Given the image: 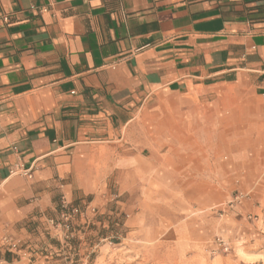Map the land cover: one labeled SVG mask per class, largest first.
Returning <instances> with one entry per match:
<instances>
[{
  "label": "crops",
  "instance_id": "0c3cea01",
  "mask_svg": "<svg viewBox=\"0 0 264 264\" xmlns=\"http://www.w3.org/2000/svg\"><path fill=\"white\" fill-rule=\"evenodd\" d=\"M240 89L264 98V0H0V264L72 250L49 223L61 197L109 212L95 172L147 170L152 100Z\"/></svg>",
  "mask_w": 264,
  "mask_h": 264
},
{
  "label": "rangeland",
  "instance_id": "374dc122",
  "mask_svg": "<svg viewBox=\"0 0 264 264\" xmlns=\"http://www.w3.org/2000/svg\"><path fill=\"white\" fill-rule=\"evenodd\" d=\"M147 109V170L97 168L93 180L115 186L110 210L91 206V225L61 238L73 251L51 264H264L263 99L240 89L193 105L166 96Z\"/></svg>",
  "mask_w": 264,
  "mask_h": 264
},
{
  "label": "built area",
  "instance_id": "2783aa9c",
  "mask_svg": "<svg viewBox=\"0 0 264 264\" xmlns=\"http://www.w3.org/2000/svg\"><path fill=\"white\" fill-rule=\"evenodd\" d=\"M263 108H264V98H263ZM23 176L31 179L32 173L31 170H23ZM238 199V197L236 198ZM59 217L58 220H49L51 227L58 232L60 239L68 240L73 238L74 234L77 233L76 227L78 225L84 226L86 229L91 225V217H94L97 214L96 207H91L87 205L85 207H79L72 205L64 197H61L59 200ZM2 246L16 253L19 251L20 243L19 241L13 239L9 235H4L1 240Z\"/></svg>",
  "mask_w": 264,
  "mask_h": 264
}]
</instances>
